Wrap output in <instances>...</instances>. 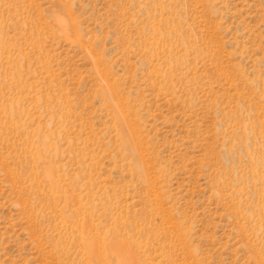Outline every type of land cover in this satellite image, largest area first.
I'll return each instance as SVG.
<instances>
[{
	"label": "rangeland",
	"instance_id": "1",
	"mask_svg": "<svg viewBox=\"0 0 264 264\" xmlns=\"http://www.w3.org/2000/svg\"><path fill=\"white\" fill-rule=\"evenodd\" d=\"M0 264H264V0H0Z\"/></svg>",
	"mask_w": 264,
	"mask_h": 264
},
{
	"label": "bare ground",
	"instance_id": "2",
	"mask_svg": "<svg viewBox=\"0 0 264 264\" xmlns=\"http://www.w3.org/2000/svg\"><path fill=\"white\" fill-rule=\"evenodd\" d=\"M111 255V254H110ZM113 255V254H112Z\"/></svg>",
	"mask_w": 264,
	"mask_h": 264
}]
</instances>
